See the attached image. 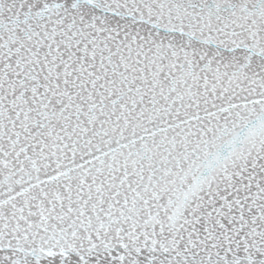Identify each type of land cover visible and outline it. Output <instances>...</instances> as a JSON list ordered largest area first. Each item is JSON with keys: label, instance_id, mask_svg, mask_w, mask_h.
<instances>
[{"label": "snow or ice", "instance_id": "1", "mask_svg": "<svg viewBox=\"0 0 264 264\" xmlns=\"http://www.w3.org/2000/svg\"><path fill=\"white\" fill-rule=\"evenodd\" d=\"M0 264H264V0H0Z\"/></svg>", "mask_w": 264, "mask_h": 264}]
</instances>
